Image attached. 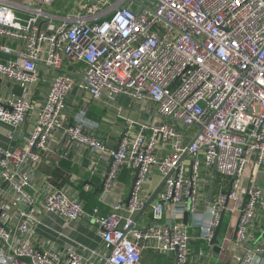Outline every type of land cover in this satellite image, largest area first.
Returning <instances> with one entry per match:
<instances>
[{
	"label": "built area",
	"instance_id": "1",
	"mask_svg": "<svg viewBox=\"0 0 264 264\" xmlns=\"http://www.w3.org/2000/svg\"><path fill=\"white\" fill-rule=\"evenodd\" d=\"M47 2L0 0V76L23 90L0 98V120L18 128L38 110L24 147H0V264H143L146 254L167 264L264 259V0H70L55 13ZM73 92L76 101H149L153 112L145 108L149 119L110 148L85 112L65 122ZM56 129L108 162L105 189L126 168L137 175L129 205L90 211L49 183L40 201L31 170ZM153 174L162 186L151 221L139 222ZM231 201L234 234L212 244ZM41 211L89 221L101 247L83 255L40 239ZM226 241L231 259L222 262Z\"/></svg>",
	"mask_w": 264,
	"mask_h": 264
},
{
	"label": "crops",
	"instance_id": "2",
	"mask_svg": "<svg viewBox=\"0 0 264 264\" xmlns=\"http://www.w3.org/2000/svg\"><path fill=\"white\" fill-rule=\"evenodd\" d=\"M28 1L37 4L36 1L40 0ZM56 1L49 2V4L47 2L46 7L51 8ZM60 1L61 5L57 7L58 10L70 2V0ZM22 92L20 86H12L4 77L0 76V98L15 97ZM31 92L32 94L35 93V88H31ZM83 98V100L76 101V93L73 92L70 95L65 122L71 124L76 113L85 112L92 123V131L110 148L114 146L128 127H133L136 123L149 119L150 115L145 111V108L153 112V108H149L147 103H137L131 100V105H129V99L124 97L121 99L124 103L117 104L118 108L114 104L106 102L105 98L92 99L87 95ZM35 99L38 100L36 104L39 106L41 100L36 96ZM37 119L38 110H34L29 114L27 121L18 128L0 120V147H24L35 129ZM107 170L108 162L100 158L99 153L87 146L69 142L64 130L56 129L47 143V148L43 151L41 161L31 170L32 186L41 189L40 201L43 200L42 197L46 195L47 190H51L50 186H54L79 196L85 201L88 210L92 211L93 208L98 207L106 214L112 211V206L117 201H122L127 205L131 184L135 177L126 168L112 188L110 190L104 188L102 192L101 187L106 178ZM160 180L158 174H153L148 179L143 192L145 199L148 200L153 196L160 185ZM170 215L168 212L167 217ZM39 217L40 222L35 226L38 237L55 243L59 248H74L79 254L84 255L102 245L97 228L85 219L66 223L58 214L46 211H41ZM136 219L139 222L151 221L152 203L143 212H140ZM187 219L189 221L191 217L189 216ZM223 223L218 236L219 241L220 237H223ZM224 235L228 236L227 233ZM199 243L195 241L193 245L198 247ZM225 244L228 248L217 257L222 262H229L231 243L226 241ZM224 252L226 255L223 259ZM143 264H167V259L164 255L146 254ZM254 264H264V259H257Z\"/></svg>",
	"mask_w": 264,
	"mask_h": 264
},
{
	"label": "rangeland",
	"instance_id": "3",
	"mask_svg": "<svg viewBox=\"0 0 264 264\" xmlns=\"http://www.w3.org/2000/svg\"><path fill=\"white\" fill-rule=\"evenodd\" d=\"M49 1L52 3V1H54V0H49ZM60 3H61V1L57 0L54 3V5L51 8H49V10L51 12H53V13H55L56 11H59L57 9V7H59V5H61ZM123 97L127 98L125 96H123ZM123 97L119 98L120 99L119 102L114 104L115 107H117V104L124 103L121 100ZM128 99H129L128 104L131 105V98H128ZM146 103L148 104L149 108H151V107L153 108V104L151 102L146 101L145 104ZM126 106H128V105H126ZM234 206H235V203L233 201H231L230 204H229V208H228L227 214L225 216V221L223 223V227H222V236H224V234L227 233L229 239L232 237V234L234 232V227H235V224H236V220H237V215L233 212ZM185 220L188 221L187 218ZM225 255H226V253L224 252V256L222 257L223 259H224Z\"/></svg>",
	"mask_w": 264,
	"mask_h": 264
},
{
	"label": "water",
	"instance_id": "4",
	"mask_svg": "<svg viewBox=\"0 0 264 264\" xmlns=\"http://www.w3.org/2000/svg\"><path fill=\"white\" fill-rule=\"evenodd\" d=\"M32 151H35V149H33ZM216 178V172L214 170V173H213V179H212V187H211V191H210V195L212 194V191L214 190V180ZM137 181V175L134 177L133 181H132V184H131V191H130V194H129V198L127 200V205L130 204V200L132 198V195H133V192H134V188H135V183ZM104 183H105V180H104ZM104 183L101 187V191L103 192L104 190ZM162 184H160V186L157 188V190L155 191V193L153 194V196L146 202V205L145 207L143 208V210L141 212H143L146 208H148V206L153 202L158 190L161 188ZM224 216H225V212L222 213L221 215V219H220V222L216 228V231H215V235L213 237V240H212V243L213 244H216L219 242L218 240V236L220 234V231H221V226H222V223H223V220H224ZM101 264H104V262H102Z\"/></svg>",
	"mask_w": 264,
	"mask_h": 264
},
{
	"label": "trees",
	"instance_id": "5",
	"mask_svg": "<svg viewBox=\"0 0 264 264\" xmlns=\"http://www.w3.org/2000/svg\"><path fill=\"white\" fill-rule=\"evenodd\" d=\"M89 209H91V208H89ZM147 261V260H146Z\"/></svg>",
	"mask_w": 264,
	"mask_h": 264
}]
</instances>
